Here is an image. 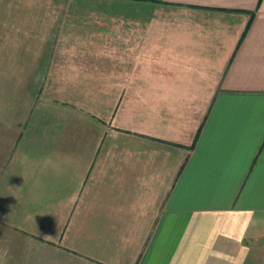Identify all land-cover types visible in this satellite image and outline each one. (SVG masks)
<instances>
[{"label":"crops","instance_id":"obj_1","mask_svg":"<svg viewBox=\"0 0 264 264\" xmlns=\"http://www.w3.org/2000/svg\"><path fill=\"white\" fill-rule=\"evenodd\" d=\"M0 256L264 264V0H0Z\"/></svg>","mask_w":264,"mask_h":264},{"label":"rangeland","instance_id":"obj_2","mask_svg":"<svg viewBox=\"0 0 264 264\" xmlns=\"http://www.w3.org/2000/svg\"><path fill=\"white\" fill-rule=\"evenodd\" d=\"M24 264L25 263V258H22L20 262H18V264ZM0 264H12V258L8 257V256H0Z\"/></svg>","mask_w":264,"mask_h":264}]
</instances>
